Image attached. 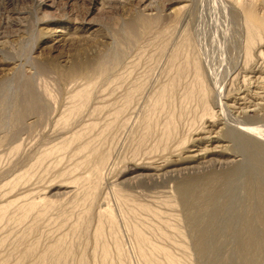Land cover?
I'll return each instance as SVG.
<instances>
[{"label": "rangeland", "instance_id": "374dc122", "mask_svg": "<svg viewBox=\"0 0 264 264\" xmlns=\"http://www.w3.org/2000/svg\"><path fill=\"white\" fill-rule=\"evenodd\" d=\"M258 74L264 0H0V264H242L247 226L263 230L242 139L264 146ZM217 144L224 154L190 161ZM235 167L216 183L203 257L189 214Z\"/></svg>", "mask_w": 264, "mask_h": 264}, {"label": "bare ground", "instance_id": "6f19581e", "mask_svg": "<svg viewBox=\"0 0 264 264\" xmlns=\"http://www.w3.org/2000/svg\"><path fill=\"white\" fill-rule=\"evenodd\" d=\"M176 12L178 11L177 9L175 10ZM174 11V12H175ZM261 26H263V25H261ZM259 27V26H258ZM251 43V42H250ZM250 51V50H249ZM177 55H178V52H177ZM177 55H175V58H177ZM195 64H197V65H199L198 64V62H196ZM181 66V65H180ZM183 71V67L181 66V67H179V65L177 66V70H176V75H179L180 76V74H181V72ZM196 72H197V75L199 76V77H201L202 76V74H201V69L200 68H197L196 69ZM261 73V72H260ZM259 73V74H260ZM258 74V75H259ZM257 75V76H258ZM256 76V77H257ZM259 77V79L260 80H258L259 82L261 81L262 83H264V77L262 76V77H260V75L258 76ZM198 79H200V78H198ZM243 80V79H242ZM200 81V90H199V92L201 93V95H203V97L201 98V104L204 106V109H205V104H206V98L209 96V94L207 93L208 91H207V87L205 86V84L201 81V80H199ZM243 82V81H242ZM260 82V83H261ZM202 84V85H201ZM261 85H263V84H261ZM260 85V86H261ZM246 87V86H245ZM263 87V86H262ZM261 87V88H262ZM260 88V89H261ZM264 88V87H263ZM168 90L169 89H167L166 88V86H165V88H162L161 89V91H160V99L159 100H162V101H167L168 100V98L170 97V95H169V92H168ZM195 89H193V90H190V93L192 94V93H194L193 91H194ZM263 92V91H262ZM190 93H188V94H190ZM191 94H190V96H191ZM246 94V93H245ZM251 94V93H250ZM208 95V96H207ZM130 97V96H129ZM128 97V98H129ZM173 97V96H172ZM241 97V96H240ZM246 97V95L245 96H243V97H241V100H242V102L245 100L244 98ZM250 99H251V97H250ZM239 100V99H238ZM128 101H130V98L128 99ZM128 102H126V104H127ZM132 103V102H131ZM170 103V102H169ZM237 103V102H236ZM244 103V102H243ZM246 103H244V105H245ZM249 104V103H248ZM235 105V104H234ZM250 105V104H249ZM232 106V105H231ZM238 106V105H237ZM252 106H259V108L260 109H263V111H264V92L263 93H259V91L258 92H255L254 93V96H253V105ZM234 107H236V106H233V108ZM232 108V109H233ZM238 108V107H237ZM236 108V109H237ZM244 108V107H243ZM258 108V107H257ZM235 109V108H234ZM241 109V108H240ZM254 109V108H253ZM256 109V108H255ZM236 111V110H235ZM239 111V110H238ZM204 112H209V109H205L204 110ZM256 112V111H255ZM210 113V112H209ZM264 113V112H263ZM208 114V113H207ZM250 116V115H249ZM247 118V117H246ZM216 121V120H215ZM212 122V121H211ZM213 126V125H212ZM207 127V126H206ZM208 130V129H207ZM209 131V130H208ZM220 131V130H219ZM250 131V130H249ZM204 132V131H203ZM246 132H247V130H246ZM205 133H206V131H205ZM199 134V133H198ZM211 134H212V132H211ZM211 134H209V135H202V134H199V137L197 138L198 139V141H204V140H206V142H209L210 143V141L212 142V141H214V142H220V141H223L222 140V138L220 137V136H215V135H211ZM211 135V136H210ZM242 135V134H241ZM242 139H243V141L247 144V145H249V146H251V149H252V153H253V155H254V160H252L253 161V164H254V166H255V174H254V172L252 173V171H251V173H252V182L249 180V183L251 182V186H250V194H249V196H250V198H252L253 199V201L255 200V202H257V204H255V203H253L255 206L256 205H260V206H262L263 208H259V210L257 211V213H259V215H258V217H256L255 216V214L252 216L253 218H255V219H252V221L254 220V223H255V220H258V221H260L261 222V224L263 225V230L262 229H256L255 227H254V225L253 226H247V230H248V234H247V238H246V236H245V239L246 240H243L242 242H243V245H242V247H241V249H242V257H243V263L242 264H259V262H260V256H261V254L264 252V146L255 138V137H252V136H250V134H249V136H246V137H242ZM196 140V139H195ZM197 141V140H196ZM198 144V143H197ZM210 145V144H209ZM208 145V146H209ZM207 146V147H208ZM197 147V146H196ZM200 147V146H199ZM226 147H225V145L224 144H217L216 146H213V147H210V148H204V149H201V148H199V149H197V148H194V149H192V150H190L191 152H192V154L191 155H189L188 157H189V159H190V161H192V162H194V160H203V159H206V158H208V156H212L214 153L216 154H224L225 152H226ZM228 158V157H227ZM234 160V159H233ZM226 161V160H225ZM230 162H231V160H230ZM239 172V168L238 167H235V169L231 172V173H229V174H227V175H224V176H220V177H218V178H211V179H209L208 178V180H206L205 181V185L203 186L202 185V188L201 189H199L198 191H199V197L201 198H204V196H209L210 197V202H207V201H205V202H207L209 205H207L208 206V208L206 207V209H204L203 211H201V213L203 212V214L202 215H196V212L194 213L193 211V213L192 212H190V214H189V220H190V222H191V224H192V226L194 227V229H196V228H198L197 230H198V238H197V240H198V248H199V251H200V255H202L203 257H207V256H209L210 257V255H211V251L213 250V247H212V245L209 243V240H211L210 238H211V236H212V234H211V232H212V230H210V228H211V226H212V224L211 223H213V221H214V216H213V211H212V209H210V208H212L213 206L216 208V204H219L220 202H221V199H222V192H220L217 188H216V183H217V181H219V180H223L224 181V183H226V184H229L230 182H231V180H232V177L233 176H235L237 173ZM258 173V174H257ZM221 180V181H222ZM195 183V182H194ZM197 186V185H196ZM194 187V184H193V182H186V183H183V184H181L180 185V194L182 195V197H183V199H185V202H186V204H187V208H189L190 210L191 209H193L194 208V206H196V205H194V203L191 201V197H192V194H194V192H197V190L196 189H194L193 188ZM249 189H248V191H249ZM222 193V194H221ZM206 200V199H205ZM204 202V203H205ZM227 203V202H226ZM221 204V203H220ZM229 204V203H228ZM219 206V205H218ZM217 206V207H218ZM223 206V205H222ZM197 207V206H196ZM198 207H199V205H198ZM201 207V206H200ZM204 207V206H203ZM257 207V206H256ZM255 207V208H256ZM254 208V209H255ZM199 209V208H198ZM201 209H202V207H201ZM200 209V210H201ZM214 209V208H213ZM258 209V208H257ZM194 210H195V208H194ZM216 210H218V208L216 209ZM189 211V210H188ZM255 211V210H254ZM254 211H253V209H252V212L254 213ZM216 212V211H215ZM255 213H256V211H255ZM250 214H251V212H250ZM218 215V214H217ZM255 216V217H254ZM215 217H216V215H215ZM250 217V216H249ZM248 217V219H250L251 220V218H249ZM245 220V219H244ZM249 221V220H248ZM247 222V221H246ZM251 222V221H250ZM253 223V222H252ZM243 224V226H246L244 223H242ZM249 224H251V223H249ZM255 225H256V223H255ZM257 226V225H256ZM201 227V228H200ZM244 228V227H243ZM246 228V227H245ZM258 228V227H257ZM103 229V228H102ZM102 229L100 228V230H99V232H98V234L99 235H101L102 234ZM139 229V228H138ZM200 229V230H199ZM214 229V228H213ZM243 230V229H242ZM246 230V229H245ZM246 230V231H247ZM260 230V231H259ZM211 231V232H210ZM240 231V230H239ZM240 233H241V231H240ZM136 234H137V239H140V241L141 242H145V240H144V237L142 236V234H141V232L139 231V230H137L136 231ZM241 236V235H240ZM240 236L238 235V237L240 238ZM244 238V237H243ZM239 241H241V238L239 239ZM147 243V242H146ZM240 245H241V243H240ZM55 247H53L54 249H56L57 250V246L56 245H54ZM143 246V245H142ZM158 249V248H157ZM160 250H162V249H160ZM159 250V251H160ZM107 251V250H106ZM163 251V250H162ZM58 252V251H57ZM65 252V251H64ZM108 252V251H107ZM107 252H106V254H107ZM109 253V252H108ZM104 254V253H103ZM166 254V253H165ZM217 255V254H216ZM64 256V255H63ZM65 256H67V253H66V255ZM60 257V256H59ZM62 259V258H61ZM65 259V258H64ZM155 261V260H154ZM261 261H263V260H261ZM150 262V261H149ZM148 262V263H149ZM231 262H233V261H231ZM231 262H227L226 264H232ZM151 263H153V262H151ZM156 264V263H155ZM210 264H223L221 261H211V263ZM235 264V263H234Z\"/></svg>", "mask_w": 264, "mask_h": 264}]
</instances>
